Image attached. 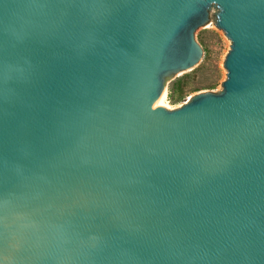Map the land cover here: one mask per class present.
I'll use <instances>...</instances> for the list:
<instances>
[{
	"label": "water",
	"instance_id": "obj_1",
	"mask_svg": "<svg viewBox=\"0 0 264 264\" xmlns=\"http://www.w3.org/2000/svg\"><path fill=\"white\" fill-rule=\"evenodd\" d=\"M0 264H264V0H0Z\"/></svg>",
	"mask_w": 264,
	"mask_h": 264
},
{
	"label": "rangeland",
	"instance_id": "obj_2",
	"mask_svg": "<svg viewBox=\"0 0 264 264\" xmlns=\"http://www.w3.org/2000/svg\"><path fill=\"white\" fill-rule=\"evenodd\" d=\"M194 36L202 47L201 58L191 69L180 71L167 80L166 99L162 104L165 107L176 106L198 92L214 91L226 78L223 62L231 42L224 31L209 22L197 29Z\"/></svg>",
	"mask_w": 264,
	"mask_h": 264
},
{
	"label": "bare ground",
	"instance_id": "obj_3",
	"mask_svg": "<svg viewBox=\"0 0 264 264\" xmlns=\"http://www.w3.org/2000/svg\"><path fill=\"white\" fill-rule=\"evenodd\" d=\"M165 99H166V90L163 91V93L161 94V96L157 99H155V103L156 105H159V104H164L165 103Z\"/></svg>",
	"mask_w": 264,
	"mask_h": 264
},
{
	"label": "trees",
	"instance_id": "obj_4",
	"mask_svg": "<svg viewBox=\"0 0 264 264\" xmlns=\"http://www.w3.org/2000/svg\"><path fill=\"white\" fill-rule=\"evenodd\" d=\"M171 90V89H170Z\"/></svg>",
	"mask_w": 264,
	"mask_h": 264
}]
</instances>
